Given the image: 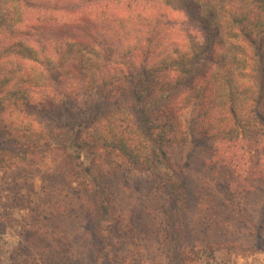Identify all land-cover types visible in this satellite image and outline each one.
Masks as SVG:
<instances>
[{"label":"trees","instance_id":"obj_1","mask_svg":"<svg viewBox=\"0 0 264 264\" xmlns=\"http://www.w3.org/2000/svg\"><path fill=\"white\" fill-rule=\"evenodd\" d=\"M263 121L264 0H0V166L65 130L79 154L98 137L138 170L165 167L170 264L192 261L171 149ZM93 185L110 221L103 177Z\"/></svg>","mask_w":264,"mask_h":264},{"label":"rangeland","instance_id":"obj_2","mask_svg":"<svg viewBox=\"0 0 264 264\" xmlns=\"http://www.w3.org/2000/svg\"><path fill=\"white\" fill-rule=\"evenodd\" d=\"M177 29L162 35L173 43ZM73 140L56 130L47 149L0 166V264H170L166 168L138 170L98 137H86L79 154ZM171 153L187 193L190 264H264V121L239 140ZM98 175L114 216L106 222L93 197Z\"/></svg>","mask_w":264,"mask_h":264}]
</instances>
